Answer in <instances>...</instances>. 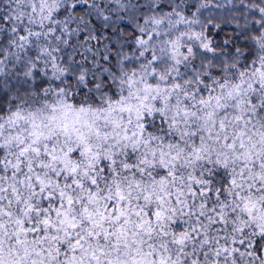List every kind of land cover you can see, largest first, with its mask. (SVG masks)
I'll list each match as a JSON object with an SVG mask.
<instances>
[{
  "label": "snow or ice",
  "instance_id": "6c2138e0",
  "mask_svg": "<svg viewBox=\"0 0 264 264\" xmlns=\"http://www.w3.org/2000/svg\"><path fill=\"white\" fill-rule=\"evenodd\" d=\"M0 264H264V0H0Z\"/></svg>",
  "mask_w": 264,
  "mask_h": 264
}]
</instances>
